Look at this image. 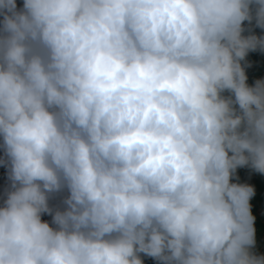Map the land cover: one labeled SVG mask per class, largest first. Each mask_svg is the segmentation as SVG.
I'll return each mask as SVG.
<instances>
[{
  "label": "clouds",
  "instance_id": "obj_1",
  "mask_svg": "<svg viewBox=\"0 0 264 264\" xmlns=\"http://www.w3.org/2000/svg\"><path fill=\"white\" fill-rule=\"evenodd\" d=\"M255 28L264 0H0V264H264Z\"/></svg>",
  "mask_w": 264,
  "mask_h": 264
},
{
  "label": "rangeland",
  "instance_id": "obj_2",
  "mask_svg": "<svg viewBox=\"0 0 264 264\" xmlns=\"http://www.w3.org/2000/svg\"><path fill=\"white\" fill-rule=\"evenodd\" d=\"M245 25L247 26V22H245ZM254 31L258 35L264 34L259 28H255ZM245 34H247V32ZM247 60L251 64V67L246 69L248 75L258 71V73H261L264 76V54H261L259 52L249 53ZM0 143H2V140H0ZM2 155L3 150L1 149L0 156ZM238 174L241 177L242 182L250 183L256 189V195L252 198V200L259 202L258 199L261 200L260 196H263L264 194V175L252 172L250 169L246 168L238 169ZM4 181L8 182L7 169L4 166H0V183H5ZM42 218L51 221V217L48 215H45ZM260 231H258V235L260 234ZM145 264H156V262L153 261L151 258L145 257Z\"/></svg>",
  "mask_w": 264,
  "mask_h": 264
},
{
  "label": "built area",
  "instance_id": "obj_3",
  "mask_svg": "<svg viewBox=\"0 0 264 264\" xmlns=\"http://www.w3.org/2000/svg\"><path fill=\"white\" fill-rule=\"evenodd\" d=\"M249 76V83H252L255 79L257 78H262L263 75L261 73H251L248 75ZM1 151V149H0ZM5 183L1 182L0 183V204L3 203L4 199V189L7 187L8 182L4 181ZM259 202L256 201H251L253 205V214L257 217V221H260L261 224H264V194L261 196V200H258ZM264 235V232L260 233L258 236Z\"/></svg>",
  "mask_w": 264,
  "mask_h": 264
},
{
  "label": "trees",
  "instance_id": "obj_4",
  "mask_svg": "<svg viewBox=\"0 0 264 264\" xmlns=\"http://www.w3.org/2000/svg\"><path fill=\"white\" fill-rule=\"evenodd\" d=\"M255 73H256V72H255ZM258 200H260V199H258ZM256 227H257V230H258V231L261 230L259 233L264 232V224H261L260 221H257V223H256Z\"/></svg>",
  "mask_w": 264,
  "mask_h": 264
},
{
  "label": "crops",
  "instance_id": "obj_5",
  "mask_svg": "<svg viewBox=\"0 0 264 264\" xmlns=\"http://www.w3.org/2000/svg\"><path fill=\"white\" fill-rule=\"evenodd\" d=\"M256 73H258V71L256 72ZM264 77V76H263ZM262 194H263V192H262ZM261 197V196H260Z\"/></svg>",
  "mask_w": 264,
  "mask_h": 264
}]
</instances>
